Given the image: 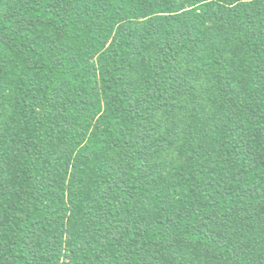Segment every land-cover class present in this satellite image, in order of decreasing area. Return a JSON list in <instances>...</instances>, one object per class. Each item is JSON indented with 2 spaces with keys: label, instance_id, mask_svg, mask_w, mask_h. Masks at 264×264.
Returning <instances> with one entry per match:
<instances>
[{
  "label": "trees",
  "instance_id": "16d2710c",
  "mask_svg": "<svg viewBox=\"0 0 264 264\" xmlns=\"http://www.w3.org/2000/svg\"><path fill=\"white\" fill-rule=\"evenodd\" d=\"M0 264H264V0H0Z\"/></svg>",
  "mask_w": 264,
  "mask_h": 264
}]
</instances>
